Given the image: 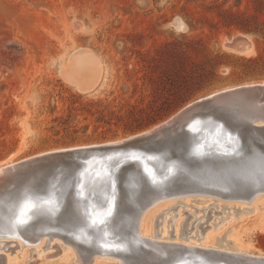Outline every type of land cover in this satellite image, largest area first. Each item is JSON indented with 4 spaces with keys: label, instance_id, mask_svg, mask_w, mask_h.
<instances>
[{
    "label": "rangeland",
    "instance_id": "1",
    "mask_svg": "<svg viewBox=\"0 0 264 264\" xmlns=\"http://www.w3.org/2000/svg\"><path fill=\"white\" fill-rule=\"evenodd\" d=\"M239 32L253 52L226 47ZM79 46L105 69L91 91L61 73ZM262 81L264 0H0V160L124 137L198 97ZM225 203L202 226L264 253V197Z\"/></svg>",
    "mask_w": 264,
    "mask_h": 264
},
{
    "label": "bare ground",
    "instance_id": "2",
    "mask_svg": "<svg viewBox=\"0 0 264 264\" xmlns=\"http://www.w3.org/2000/svg\"><path fill=\"white\" fill-rule=\"evenodd\" d=\"M224 44L226 47L239 53H250L254 51L253 40L245 33L239 32L233 35V37L227 39ZM102 70V60H100L91 49L84 46L74 48V50L67 55L61 66L62 75L82 91H91L98 87L97 84L102 77ZM103 74L105 75V72H103ZM249 85H262L263 87L251 90L242 89L238 92L231 91L235 89V87H245ZM222 91H226V93L223 96H219L222 100L215 102V106H218L219 111H217L219 114L226 115L230 118V121L228 119L226 120L229 124L232 126L234 125L236 128L239 124H247L250 122L258 128L264 126V81L258 83L251 82L226 87L198 97L179 108V110L175 111V113L165 120L163 119L162 122L160 121V123L154 124L152 127H148V129L137 133L103 142L77 144L44 150L17 160H11L12 155L4 160H0V264H37L41 262L45 263L44 261H54L51 264H84V258L88 255L87 249L76 247L65 239V236H68L67 234L70 233L68 230H65V232L63 230L64 228H59L57 226L59 224L57 221H54L53 224L50 223L51 215L48 211L52 208L51 204L56 203L57 199H52L53 203L50 205L39 207L40 202L45 201L43 197L48 194L50 196L52 195L53 198L59 195L64 199L65 196H68L73 207L78 210V202L75 198L76 193H73V191L69 193L71 189L65 187V182L69 179L66 175L69 174L71 170L70 165L65 164L62 166L63 168L61 170H57L56 167L59 166L56 165H36L32 163L27 164V162L36 157L57 151L102 144L121 143L131 137L146 134L168 123L179 111L190 106L195 100L216 95ZM167 138H170L169 140L171 142L174 139H176V142L180 141L176 146L179 147V149L175 147L174 150H178V152H180V150L183 151V147H181L183 146V142L178 138V132L176 134L175 131H171V134H164L163 137H161L163 141L161 144L167 142ZM255 140L264 144V135L255 132V134L248 133L246 136L247 146L255 149V154H263L262 150L264 151V149L256 146L254 144ZM174 144L175 143L172 145ZM162 150L168 149L164 147ZM213 166L210 168H213ZM208 167V165L204 166L203 169L205 170ZM217 167H219V169L214 170V174L211 172L212 177L208 180H206V177L204 178L199 175L194 176L193 172L188 168L189 171L187 173H184L183 176L180 175L182 177L178 176V179L181 178L178 183L170 184V187L167 188L163 187L165 189H157L156 193L152 191L151 193H146L144 196L140 195L142 198H137L136 202L127 194L123 197L121 202V206L124 208L122 216L125 217L127 215L126 218H129L127 224L129 226L134 225L135 221L137 222V233L143 238L176 242L188 246H197L216 250L218 252L221 251L230 254L234 261L241 262V264H261L262 262H255L261 261L259 259H262L264 263V253L251 246L247 247L238 236L223 234L221 230H216L217 232L215 235L211 232L212 228L210 227H212V223L208 228L202 226L207 222L209 216H213L214 212H220L216 214H221L224 211L223 209L230 207L225 202H242L252 204L254 207L256 202L261 197H264V182H250L246 179L240 181H236L234 178L229 179L223 172V168L225 167L222 166V162L217 164ZM129 173L130 172H128V174ZM188 173L190 176L189 179L186 177ZM101 177L100 180L103 181V176L101 175ZM51 179H54L52 183H54V185L56 184L59 188L58 192H51L53 189L51 187L54 186L50 184ZM176 179L177 178H174V180ZM125 182L126 181H124V183ZM255 186L261 187L260 190L252 195H248L249 191ZM49 187L50 189H47V191H42ZM35 191L39 192L40 195H44L41 197V200H37L38 208L31 214V219L26 226L15 227L14 220L20 211L21 204L26 200L36 202V199L32 196V193ZM132 192L136 194V191ZM193 201H195V203ZM198 201L204 202V204L201 205L196 203ZM219 201L224 202L220 203ZM178 206H182L180 208L181 210L177 208ZM189 206L193 207V210H190ZM175 209L178 210L171 214L170 211ZM235 209L246 211L250 210L251 207H242L241 209L235 207ZM197 211H201V214H195ZM202 211L204 212L202 213ZM167 213H170V215L167 216ZM182 213L186 214V217H183ZM225 213L226 215H222L218 220L214 221V223L217 224L220 220L232 215V211ZM191 214L192 217L194 216V219L189 222L188 217ZM259 228L264 231V223L260 224ZM190 231H192V233ZM202 231L204 232L202 233ZM192 238H194V240ZM27 245L29 246L28 249L30 250V254L25 249ZM50 248H55V250L51 251L52 249L49 250ZM77 248L80 249V251H77ZM31 252L33 253L31 254ZM99 252L100 251L92 254L89 264H121L118 255ZM40 253L42 256H38ZM35 255L38 258H34ZM61 257L64 258L60 259ZM16 258L19 259L16 260Z\"/></svg>",
    "mask_w": 264,
    "mask_h": 264
},
{
    "label": "water",
    "instance_id": "3",
    "mask_svg": "<svg viewBox=\"0 0 264 264\" xmlns=\"http://www.w3.org/2000/svg\"><path fill=\"white\" fill-rule=\"evenodd\" d=\"M262 87V85H249L235 87L231 91ZM225 93L226 91H222L195 100L190 106L179 111L168 123L121 143L57 151L27 162L36 165H56L59 166L56 167L57 170H61L65 164L71 167L69 174L66 175L69 179L65 182V187L71 189L69 193L72 191L76 193L75 198L78 202L76 212L80 218L79 222L74 226L69 225L62 215L64 208L70 203L68 196L63 199L59 195L53 198L52 195L46 194L43 198L51 200V203L57 199V202L51 205L58 210L48 211L51 215L50 223L57 221L59 228L70 232L65 236L68 242L88 250V255L84 258L88 262L93 253L100 251L99 253L118 255L121 264H241L234 261L230 254L221 251L143 238L137 233L136 221L132 226L127 224L129 218H126L127 215L122 216L124 208L121 206L122 199L127 194L136 202L140 195L144 196L152 191L156 193L157 189H165L163 187L167 188L170 184L178 183L181 180L178 176L187 173L188 168L194 176L199 175L208 180L212 177L211 172L214 174V170L219 169L217 164L221 162L225 167L223 172L229 179L262 182L259 172L264 151L262 150L263 154H255V149L247 146L246 136L255 132L264 135V126L258 128L250 122L237 124L236 128L229 124L226 120L230 121V118L219 114V108L215 106V102L222 100L219 96ZM171 131H175L176 134L178 132V138L183 142L181 146L183 151L174 150L180 142H176V139L171 142L170 138H167V142L161 144L163 142L161 137L166 133L171 134ZM229 135L233 138L232 141L228 140ZM173 143L175 144L172 145ZM254 144L264 149V144L260 141L255 140ZM164 147L168 150H162ZM207 165L209 169L204 170V166ZM211 166L213 168H210ZM101 175L103 181L100 180ZM186 177L190 178L189 173ZM52 182L54 179L50 181V184L54 185ZM80 183L85 185L84 195L88 197L87 211L85 200L78 194ZM51 188H53L52 193L58 192L59 188L56 184ZM260 188L253 187L248 195L259 191ZM47 189L50 187L42 191ZM132 191H136V194ZM32 196L38 203L44 195L35 191ZM106 202H114L112 215L107 218L105 224L92 226L88 213L95 209L94 214L97 218H104L105 208L101 205ZM77 235L81 237L80 240L75 238ZM105 243L119 245L123 250L118 251L115 247L107 249L103 247ZM77 251L80 249L77 248ZM259 260L261 261L255 262L264 264L262 259Z\"/></svg>",
    "mask_w": 264,
    "mask_h": 264
},
{
    "label": "snow or ice",
    "instance_id": "4",
    "mask_svg": "<svg viewBox=\"0 0 264 264\" xmlns=\"http://www.w3.org/2000/svg\"><path fill=\"white\" fill-rule=\"evenodd\" d=\"M232 137L229 135L228 140L232 141ZM260 178L262 182H264V157H261V163H260V172H259ZM79 195L83 197V199L86 202V211H87V199L88 197L84 195V189L85 185L83 183L79 184ZM114 187V185H113ZM89 195H92V193H89ZM51 201L50 200H45L40 202L39 207H43L44 205H50ZM102 208H105V211L103 212V217L101 219L97 218V215L94 214L95 209L93 212L88 213L89 219L91 220L92 226H97V225H103L107 222V218L112 215V209L114 207V202H106L104 205H101ZM38 208L37 202L32 201V200H26L23 204L20 206V211L16 215L15 220H14V226L15 227H24L29 223V220L31 219V214ZM50 211H56L58 209L56 208H50ZM64 217L66 218V222L69 225H76L79 222V216L77 215L76 209L73 207L72 203L70 202L65 208H64ZM106 235V234H105ZM77 240H80L81 237L77 235L75 237ZM87 242V241H85ZM103 247L107 249H111L113 247L116 248V250H123L119 245L113 246L105 243ZM84 264H89L87 260H85Z\"/></svg>",
    "mask_w": 264,
    "mask_h": 264
}]
</instances>
